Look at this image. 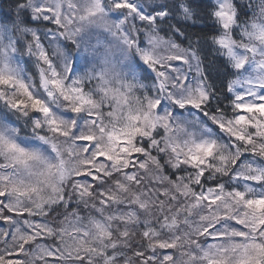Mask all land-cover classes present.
Segmentation results:
<instances>
[{"label": "snow or ice", "instance_id": "obj_1", "mask_svg": "<svg viewBox=\"0 0 264 264\" xmlns=\"http://www.w3.org/2000/svg\"><path fill=\"white\" fill-rule=\"evenodd\" d=\"M0 264H264V0H0Z\"/></svg>", "mask_w": 264, "mask_h": 264}]
</instances>
